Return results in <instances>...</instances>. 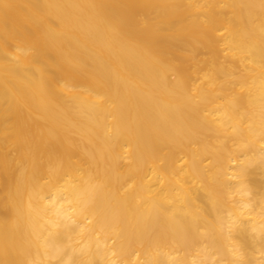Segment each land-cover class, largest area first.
<instances>
[{
  "label": "bare ground",
  "instance_id": "bare-ground-1",
  "mask_svg": "<svg viewBox=\"0 0 264 264\" xmlns=\"http://www.w3.org/2000/svg\"><path fill=\"white\" fill-rule=\"evenodd\" d=\"M0 264H264V0H0Z\"/></svg>",
  "mask_w": 264,
  "mask_h": 264
}]
</instances>
